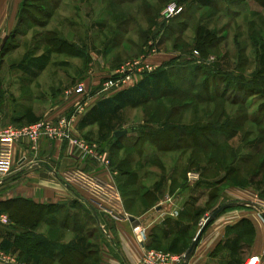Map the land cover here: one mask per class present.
<instances>
[{
  "label": "rangeland",
  "instance_id": "1",
  "mask_svg": "<svg viewBox=\"0 0 264 264\" xmlns=\"http://www.w3.org/2000/svg\"><path fill=\"white\" fill-rule=\"evenodd\" d=\"M171 2L182 8L167 21L162 12ZM17 21L14 30L0 31L3 123L11 122L14 110L42 115L9 125L46 119L43 114L56 98L87 78L97 100L107 97L114 93L102 92L107 78L148 54L156 43L149 61L156 70L170 69L176 97L127 108L109 121L96 116L83 136L105 141L110 163L104 167L117 197L121 193L126 207L139 215L150 213L148 232L155 242L149 248L186 253L206 216L235 202V209L224 214L244 212V217L224 229L215 227L221 233L201 264H247L253 258L264 264V228L254 223L255 216L264 222L259 206L264 202V0H22ZM53 30L74 44L64 48L76 55L53 52L46 70L31 78L17 65L26 54L52 50L53 36L47 33ZM209 79L210 96L217 95L213 102L205 101L207 93L199 87ZM169 113L175 115L168 118ZM98 121L105 125L104 137L99 136ZM174 125L186 131L175 137L173 150L160 151L163 143L152 144L148 134H161ZM116 128L128 130L120 140L122 147L113 145ZM142 131L147 134L139 137ZM191 173L196 179L189 180ZM138 186L155 192L151 204L141 195L127 197ZM168 197L184 207L183 215L169 225L160 223L156 209ZM243 205L248 207H239ZM79 216L78 226L90 217L82 210ZM214 224L199 246L209 243L207 234ZM178 237V245L170 249ZM81 248L88 250L86 245Z\"/></svg>",
  "mask_w": 264,
  "mask_h": 264
},
{
  "label": "crops",
  "instance_id": "2",
  "mask_svg": "<svg viewBox=\"0 0 264 264\" xmlns=\"http://www.w3.org/2000/svg\"><path fill=\"white\" fill-rule=\"evenodd\" d=\"M21 2L22 0H0V31L7 30L8 32L15 29L18 24L17 16ZM151 61H155L154 57L151 58ZM85 83L87 86L85 93L67 94L66 91L59 98H56L59 99L56 104L51 102L50 105H54L45 111L43 114L45 118L51 119L72 113L78 104H82L85 109L78 115L75 127L79 134H89L92 127L91 120L93 121L97 115L95 106L100 99L97 100L98 96L95 98L96 95L90 93L92 82L89 78L85 80ZM40 113L35 110H14L10 116L11 122L4 120L3 123L0 120V126L5 127L12 122H30V117H39L42 115ZM96 124L101 130L99 136L104 137L105 128L99 121ZM107 130L109 129L106 128ZM114 133L115 129L112 130V135ZM113 145H115V141ZM15 161L16 165L11 173L6 176L0 174V213H5L10 219L7 224L0 222V242L6 235V229L11 223L6 205L20 198L31 201L32 205L37 206V208L38 206L44 207V212H48L45 217L46 220L43 219L44 221L42 220L37 227V233L45 234L49 239L60 238L62 243L85 254L83 264H130L134 256L136 257L141 253L142 244L133 233L132 222L129 218L116 219L114 216H121L122 214L135 216L141 221L142 226L150 230V224L147 221L151 215L150 213L139 215L133 211L132 207H126L120 191L118 190L120 193V198H118L113 185H111L113 184L112 179L109 178L104 165L100 162L70 156L66 144L48 139L40 141L38 151L33 149L31 142L20 141L16 145ZM48 205L52 207L47 209L46 206ZM156 209L160 223L167 222L168 225L169 220L174 222L180 218V213L184 211V207L179 204L176 205L175 202L172 205L161 204ZM81 210L90 217L82 221L83 226H78ZM174 210L179 211L178 217L171 215ZM242 213L244 212L237 213L238 216L230 223H213L215 226L207 234V242L209 241V243L202 244V246L198 245L199 247L196 248L192 257V263L197 260V264H201L206 259L213 244L216 243V238L220 235L221 229L239 221L244 217ZM254 219L255 224L264 228L262 218L255 216ZM20 223L26 226L25 218L21 219ZM221 225L223 226L220 227ZM15 231L16 234L22 233L20 228ZM76 235H79L78 238ZM64 239L66 240L64 241ZM154 239L151 235L149 236L148 232L145 245L149 248V245L151 246L155 242ZM82 245H86L88 250L84 251L81 248ZM17 252L20 253V250ZM91 258L97 261L89 262ZM66 259L65 257L64 260L66 261ZM62 263L61 257L56 254L52 264Z\"/></svg>",
  "mask_w": 264,
  "mask_h": 264
},
{
  "label": "trees",
  "instance_id": "3",
  "mask_svg": "<svg viewBox=\"0 0 264 264\" xmlns=\"http://www.w3.org/2000/svg\"><path fill=\"white\" fill-rule=\"evenodd\" d=\"M48 35H52L53 44L52 50H48L37 56H30L28 54L24 55L17 67L24 71L26 75L31 78L37 79L40 75L46 70V68L50 65L52 60V53H63L69 56H75L76 52L73 50L65 49L64 45H68L73 48L72 43H67L62 39V36L58 34V31L53 30L49 31ZM211 40V39H210ZM208 40L207 42H210ZM212 41V40H211ZM205 41V43H207ZM191 84H195L194 80H189ZM213 84H210V79L206 80L203 84L201 83L199 87H202L203 90L207 93L204 97L206 102L215 101V97L210 96V87ZM174 82L171 79V72L168 68H163L159 70H155L152 73L146 74L139 82H137L134 86L114 92L107 97L102 98L96 104V113L97 117L107 120L111 118H116L121 112L126 110L127 108H138L140 106L160 101L164 98H175V93L173 91L176 89L173 88ZM170 113L166 117H170ZM173 113L171 116H174ZM111 117V118H108ZM109 123V122H107ZM104 125V124H102ZM105 128V125L103 126ZM211 127V126H209ZM109 129V127H106ZM212 130H220L223 129L216 128L214 126L211 127ZM118 130H122V128H116L115 132ZM208 128L204 131H207ZM210 130V129H209ZM147 131V130H146ZM184 127L180 126H171L167 128L161 134H148L150 135L151 143L158 144L163 143L160 147V151H171L173 150V140L177 137L178 133L185 132ZM224 131V130H223ZM188 132V131H187ZM201 132V131H200ZM147 133L142 131L139 137H143ZM115 137V146L122 147L120 144L121 138H117L115 133L113 135ZM142 139V138H140ZM90 140V139H89ZM95 141V140H90ZM99 143L101 150L105 148L103 146V142L105 141H95ZM155 154V152H154ZM134 176V174H133ZM132 175L130 178L133 177ZM127 185V184H126ZM139 187V186H138ZM140 189V192H139ZM144 190V191H143ZM126 191V190H123ZM128 193V192H126ZM144 193V194H142ZM137 195H141L143 198L147 200L149 204H151L149 198L150 196H155V192L152 190H145L144 187L135 188L130 190L127 197H135ZM132 199V198H130ZM7 206V210L9 212L11 223L10 226L6 229V235L3 236V239L0 242V247L9 252H17L20 250V256L28 261L30 264H52L54 262V257L56 254L61 257L63 263L62 264H83L85 259V254L76 250L75 248L66 245L60 241V238L57 239H49L45 234L37 233V227L41 223L43 219L46 220V216L48 212H44V207L34 206L32 202L25 199H15L10 202ZM33 206V207H31ZM36 207V208H34ZM52 206H46L47 209ZM236 207V206H235ZM229 208L222 212L218 217L223 215L225 212L235 209ZM241 208H246L248 205L239 206ZM183 215V212L180 213V217ZM25 218L26 226H23L20 221ZM44 221V220H43ZM214 222H212L209 226H211ZM208 226V227H209ZM207 227V228H208ZM18 228L21 229V234H16ZM205 233V232H204ZM15 237V239H14ZM14 239V240H13ZM179 243V237L176 238L170 247V249H175L176 245ZM43 251V252H42ZM70 252V254H68ZM72 252V253H71ZM68 254V255H67ZM72 256V257H70ZM67 258L66 261L64 260ZM43 258L47 259L44 260Z\"/></svg>",
  "mask_w": 264,
  "mask_h": 264
},
{
  "label": "built area",
  "instance_id": "4",
  "mask_svg": "<svg viewBox=\"0 0 264 264\" xmlns=\"http://www.w3.org/2000/svg\"><path fill=\"white\" fill-rule=\"evenodd\" d=\"M181 6L176 2L168 4L162 12L164 20L173 19L181 10ZM150 46L148 54H143L141 57L132 60L125 65L118 68L114 74L109 76L102 85V92H118L134 86L139 82L146 74L154 72L157 68L149 61L151 53L156 52L154 48L156 43ZM150 53V54H149ZM87 86L85 82H80L76 86L67 90V94H81L85 93ZM84 106L78 104L72 113L59 115L55 118H46L37 120L35 122L25 125H8L0 126V174L6 176L11 173L15 167V149L16 145L23 140L32 143L33 149H39V143L43 139L51 141H59L66 144L68 153L70 156L79 159H91L101 164L109 165L110 160L107 153L101 150L99 143L90 141L83 135L76 131V121L78 115L84 112ZM189 180L194 178L196 173H191ZM170 205L174 204L172 197H168L166 202ZM259 206L262 208L264 214V202L259 201ZM226 214V213H225ZM221 215L214 223L219 219L222 222L230 223L238 215ZM172 216L178 217L179 211L174 210L171 213ZM225 215V216H224ZM261 216H263L261 214ZM116 219H120V216H114ZM126 219L129 216L125 217ZM264 218V216H263ZM0 222L7 224L10 222L9 216L5 213H0ZM133 233L142 244L141 253L134 256V259L130 264H184L185 253H174L170 251H161L148 248L145 244L148 239V229L142 225L133 228ZM258 259L253 258L247 264H257ZM197 264V260L193 262ZM192 258L187 264H193ZM0 264H30L24 260L19 253L9 252L0 247Z\"/></svg>",
  "mask_w": 264,
  "mask_h": 264
},
{
  "label": "water",
  "instance_id": "5",
  "mask_svg": "<svg viewBox=\"0 0 264 264\" xmlns=\"http://www.w3.org/2000/svg\"><path fill=\"white\" fill-rule=\"evenodd\" d=\"M7 39V38H6ZM128 133V130H118L115 132V135L117 138H121L124 135H126ZM237 204L235 202H229V203H225L222 204L220 207H218L217 209H215L213 212H211L209 215L206 216L200 230L198 231L196 237L194 238L191 246L189 247V249L187 250V252L185 253V261L184 264H187L191 258L193 257L196 248L198 247L200 240L204 234V232L206 231L207 227L214 222L218 216L224 212L225 210L229 209V208H233L235 207ZM129 220L132 222L134 227H138L141 225V221L136 218L135 216H129Z\"/></svg>",
  "mask_w": 264,
  "mask_h": 264
}]
</instances>
